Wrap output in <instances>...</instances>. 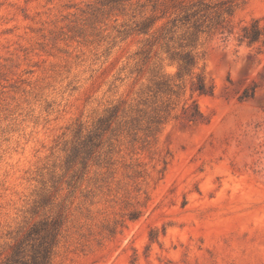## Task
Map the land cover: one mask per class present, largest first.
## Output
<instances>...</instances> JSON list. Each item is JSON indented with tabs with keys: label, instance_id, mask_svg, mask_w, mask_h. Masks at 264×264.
<instances>
[{
	"label": "rangeland",
	"instance_id": "rangeland-1",
	"mask_svg": "<svg viewBox=\"0 0 264 264\" xmlns=\"http://www.w3.org/2000/svg\"><path fill=\"white\" fill-rule=\"evenodd\" d=\"M203 3L225 29L203 33V12L176 23L198 65L160 132H97L155 75L175 78L158 48L138 75L137 53ZM254 21L264 0H0V263L55 228L51 264H264V43L241 41Z\"/></svg>",
	"mask_w": 264,
	"mask_h": 264
},
{
	"label": "trees",
	"instance_id": "trees-1",
	"mask_svg": "<svg viewBox=\"0 0 264 264\" xmlns=\"http://www.w3.org/2000/svg\"><path fill=\"white\" fill-rule=\"evenodd\" d=\"M200 5H203V9L183 16L182 18L178 17L174 19L171 23L172 27L165 25L160 30L154 31L151 36L152 38L147 40L148 49H143L137 53L143 63L141 67L136 69L138 75L144 73L145 65L152 59L153 49L158 48L154 54L155 58L162 53H166L169 56V60L178 65V72L175 78L165 79L164 75H155L153 85L142 90L141 98L136 104L132 105L123 101L121 104L114 106L109 110V117L101 118L98 121L97 132L108 130L112 127V124H114L117 126L116 130H119L121 134H126L137 142L141 140L139 134L144 133L146 136V140H144L145 145H149L150 138L160 132L162 121L169 111L168 108H170L171 103L169 101L172 99V96L179 94V90L182 88L177 82H182L186 76L193 75L198 65V56L194 52L196 48L195 43L198 41L195 39L196 34L185 31L180 37H176V29L180 28L176 23L180 22L185 26L189 23L190 17H196L203 12V33L209 34L214 31H219L220 29H225L224 24L226 20L223 18L222 13L212 18L209 12L211 7L206 3ZM159 6H161V9L166 13H168L169 8H171L169 4L159 5V3H155V8ZM189 10L188 8L185 12L188 13ZM225 12L229 13V10ZM157 20L158 19H153L144 22L143 26L139 28L138 31L148 35ZM200 20L201 19H199V21ZM197 26L201 27V25L194 24V27ZM158 32H160L159 35H157ZM241 41L247 42L250 45L258 42L264 43V28L260 27L258 21H254L250 26H245L242 30ZM188 47H192V49L187 50ZM157 79L159 80L157 81ZM193 86L194 90L200 94H208L211 91L203 74L196 75V82L193 83ZM163 97H166L167 101H163ZM159 102L161 103L159 104ZM189 118L197 122L203 119V114L196 107ZM107 123L110 124L108 128ZM105 125L106 129L104 128ZM55 231L54 228L45 237H37L35 239L29 238V236L28 238L30 240L27 239L15 244L11 248L12 252L10 256L6 258L5 262L0 264H51L53 247L57 243L58 235ZM50 236L51 239L47 241ZM26 241H39L40 245L36 248L35 245H31L33 249V251H31L28 248L30 244H26Z\"/></svg>",
	"mask_w": 264,
	"mask_h": 264
}]
</instances>
